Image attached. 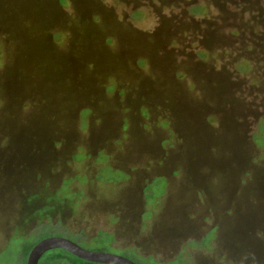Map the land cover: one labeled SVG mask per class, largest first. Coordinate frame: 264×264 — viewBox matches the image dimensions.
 I'll return each mask as SVG.
<instances>
[{
	"label": "rangeland",
	"instance_id": "374dc122",
	"mask_svg": "<svg viewBox=\"0 0 264 264\" xmlns=\"http://www.w3.org/2000/svg\"><path fill=\"white\" fill-rule=\"evenodd\" d=\"M262 137L264 0H0V264H264Z\"/></svg>",
	"mask_w": 264,
	"mask_h": 264
},
{
	"label": "water",
	"instance_id": "95a60500",
	"mask_svg": "<svg viewBox=\"0 0 264 264\" xmlns=\"http://www.w3.org/2000/svg\"><path fill=\"white\" fill-rule=\"evenodd\" d=\"M65 249L79 258L106 264H139L120 254L90 250L65 236H48L37 242L31 249L26 264H39L41 257L52 249Z\"/></svg>",
	"mask_w": 264,
	"mask_h": 264
},
{
	"label": "trees",
	"instance_id": "16d2710c",
	"mask_svg": "<svg viewBox=\"0 0 264 264\" xmlns=\"http://www.w3.org/2000/svg\"><path fill=\"white\" fill-rule=\"evenodd\" d=\"M261 141L264 142V137H262ZM42 238H43V236L38 240H41ZM55 251H59V252H54V253L49 254L50 258H51V259H49V261L52 264H61V263H64V261H66V260L70 261V263H68V264H106V263H98V262L88 261V260L79 258L76 255L70 253L68 250H65V249H57ZM152 262L157 263L156 261H152ZM42 264H45V263L42 262Z\"/></svg>",
	"mask_w": 264,
	"mask_h": 264
},
{
	"label": "flooded vegetation",
	"instance_id": "af4514ba",
	"mask_svg": "<svg viewBox=\"0 0 264 264\" xmlns=\"http://www.w3.org/2000/svg\"><path fill=\"white\" fill-rule=\"evenodd\" d=\"M4 171H5V170H3V173H4ZM4 191H5L4 188L0 191V198H1V197L5 198V199H3V201H4V203H6V201H7V197H8V196L11 197L12 194H10V193L7 194V192H6V191L4 192ZM8 192H9V191H8Z\"/></svg>",
	"mask_w": 264,
	"mask_h": 264
}]
</instances>
